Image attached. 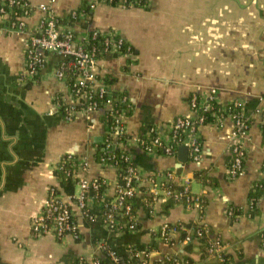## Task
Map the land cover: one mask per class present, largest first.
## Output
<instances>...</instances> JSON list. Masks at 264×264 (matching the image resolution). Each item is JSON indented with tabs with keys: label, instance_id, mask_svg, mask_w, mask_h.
<instances>
[{
	"label": "crops",
	"instance_id": "obj_1",
	"mask_svg": "<svg viewBox=\"0 0 264 264\" xmlns=\"http://www.w3.org/2000/svg\"><path fill=\"white\" fill-rule=\"evenodd\" d=\"M33 6L27 18L35 26L44 12H51L72 24L79 40L94 30L116 32L133 45V55L116 50L103 52L96 70L112 91L125 92L132 109L123 117L128 139L126 148L141 176L140 191L133 200L136 228L111 230L103 220L102 202L116 192L118 168L103 164L98 144L107 135L101 109L76 111L73 118L59 111L56 96L65 95L68 85L55 74L60 55L50 52L47 64L35 78L23 77L26 68L27 31H9L0 25V264H75L79 257H101L114 264L104 245L114 247L122 257L141 264H165L169 254H184L180 232L161 234L164 224L207 223L210 237L225 243L232 264H264V196L259 212H247L249 191L262 176L264 165V0H147L130 6L107 0H29ZM92 2L95 5L92 6ZM77 10L74 19L71 11ZM216 90L223 104L242 102L251 119L246 139L245 170L234 175L229 169L230 137L234 121L230 115L198 126L195 134L203 158L179 165L175 154L150 152L140 143L152 127L163 126L177 115L196 116L190 103L194 93ZM87 161L79 174L108 180L101 200L94 205L97 219L80 218V237L68 233L34 235L31 222L44 206L51 185L77 206L60 186L56 168L65 154ZM172 170L176 181L191 179L194 192L207 199L204 208L182 201L168 206L155 197L150 176ZM75 185L73 193L78 194ZM231 205L244 211L231 215ZM191 264H223L216 254L202 255L200 242L188 251Z\"/></svg>",
	"mask_w": 264,
	"mask_h": 264
},
{
	"label": "built area",
	"instance_id": "obj_2",
	"mask_svg": "<svg viewBox=\"0 0 264 264\" xmlns=\"http://www.w3.org/2000/svg\"><path fill=\"white\" fill-rule=\"evenodd\" d=\"M107 1L113 3V0ZM127 1L120 0L119 3L127 5ZM133 4L138 3L136 0H130L127 6ZM93 5H95L94 2H92ZM39 8L44 12V15L35 26L30 28L27 18L32 14L33 6L29 0H0V25L5 26L9 31L21 30L28 32L25 44L26 68L23 77L32 79L39 76L47 64L50 52L60 55V62L55 67V74L67 83L68 92L65 95L58 94L56 102L64 117L73 118L79 109H104V107L110 105L104 113L112 110L115 123L107 125L108 138L105 145L107 153L102 154L99 161L103 164L111 163L115 165L119 170V178L116 182V192L113 198L109 201H101L102 216L111 230H123L125 226L127 229H134L137 225V214L134 211L133 200L140 191L141 176L126 148L128 133L123 117L127 110L125 106H119V101L122 103L128 96H114L107 79L102 77L95 68L98 51L116 50L123 54L133 55L132 46L128 44L127 51H123L122 46L126 41L123 36L116 32L104 33L99 30H94L87 37L79 40L72 24L63 21L62 17L54 15L49 4L41 2ZM71 15L76 19L78 11H71ZM99 34H103L104 38L100 39L97 44L89 46L87 42L97 38ZM69 78H72L71 83ZM215 102H219L215 89L205 94L194 93L190 97V103L196 116L181 114L177 115L170 123L163 126H154L148 136L140 137V143L150 152L160 150L167 154H175L179 145L187 144L191 150L192 160L201 161L203 158L202 145L195 134L198 126L208 121L221 120L226 115H230L234 121V128L230 137L232 157L229 169L234 175L243 173L247 153L245 143L251 119L244 114L240 100L231 102V104L240 106V108L228 113H224L222 108L218 109L220 113L215 111ZM211 113L216 115L214 116L216 119L211 120L208 118ZM114 147L122 148L125 152L117 155L111 152ZM68 156L74 159L72 169L69 172H71L76 185L80 189L78 194H69L72 196L77 208L64 199L57 185H51L43 209L33 216L31 228L34 235L52 233L62 238L68 233H73L76 237H80V218L90 222L97 219L94 205L90 201V197H93L89 196L90 188L99 189L102 183L108 184V180L101 176L89 178L79 174V171L86 169L87 161L82 157H77L76 154L71 153ZM121 161H124V164L120 166ZM262 174L264 175V165ZM150 179L153 182L150 192L155 197L172 198L200 210L204 208L205 194L204 192L197 193L193 191L190 178L186 177L181 184H178L176 174L174 171L169 170L161 174H153ZM181 229L188 230V233L181 238L184 243L200 241L201 236L206 234L210 236L211 234V230L205 224L195 228L187 227L184 224L178 226L167 223L162 226L161 234L170 238L171 232H180ZM211 239L210 252L224 259L222 254L225 252V243L220 237ZM104 251L114 264H124L121 262L122 256L114 247L105 244ZM181 257L180 254H169L166 257V263L169 264L170 261H174L175 264H184ZM77 261L81 264H101V257L89 259L81 256ZM140 261L141 264H149L147 255H143Z\"/></svg>",
	"mask_w": 264,
	"mask_h": 264
},
{
	"label": "trees",
	"instance_id": "obj_3",
	"mask_svg": "<svg viewBox=\"0 0 264 264\" xmlns=\"http://www.w3.org/2000/svg\"><path fill=\"white\" fill-rule=\"evenodd\" d=\"M120 0H113V3L117 4L119 3ZM136 2L140 5H145L147 0H136ZM130 3V0L127 1V5H129ZM63 21L66 22V20L63 18ZM104 38V35L103 34H99V36L95 39H91L87 42V44L90 46V45H93V44H97V42ZM130 44L127 40L125 41V44L122 46V50L123 51H127V45ZM132 49L134 50V47L133 45H131ZM103 52L102 51H98V56L101 55ZM107 81H113L115 78L114 76H107L106 77ZM69 82L71 83L72 82V78H69ZM114 96H124V95H127L125 92H121V91H112ZM131 104V106H130ZM215 111L219 112L220 113V108H222V111L224 113H228V112H232L234 110H238L240 108V106H236L234 104H231V103H228V104H223V103H220V102H215ZM119 106H125L126 107V110H127V113L130 112V110L132 109V103L131 101L129 100V98H127L125 101H123L121 103V101H119ZM216 116L214 113H211L208 115V118L209 119H216ZM103 119L105 120V122L107 123V125H110V124H113L115 123V119L112 115V110H109L107 111L104 116H103ZM263 130H264V123H263ZM107 138H108V135H106L103 140L101 142H99L98 144V157H100L102 154H104L105 152L107 153V151H105V145H106V141H107ZM113 153L117 154V155H121L123 152H125L122 148H119V147H114L112 149ZM69 154H65L62 156L61 160L59 161L58 165H57V168H56V173L58 174V177L60 179V186L61 188L69 193V194H72L75 190V185H76V181L74 180L71 172H69L70 169H72V166H73V162H74V159H72V157H69L68 156ZM124 164V161H121L120 162V166ZM102 180V179H101ZM120 181H121V178H120ZM107 186V184L105 183H102L100 188L99 189H94L93 187L90 188V192H89V196H93L92 198H95L96 199V202L99 201L101 199V194H102V191L104 190V188ZM264 196V175L260 176L254 183V185L252 186V188L250 189L249 191V207H248V210L246 213H248L249 215L251 216H254L255 214H258L259 212V200ZM205 203L207 202V199L205 197ZM166 202H168V206L172 205L174 202H177L176 200L170 198V199H167ZM230 209H232V212H231V215L233 217H236L238 216L239 214H242L243 213V209L240 207V206H235V205H231L230 206ZM85 222L89 223L90 221L89 220H85ZM184 224L185 226L187 227H198V226H204L207 225L209 227L210 230H212V226H210L209 224L207 223H203V224H199V223H196V222H188V223H185V222H179L175 225H182ZM188 233V230L187 229H181L180 230V237L183 238L186 234ZM200 248H201V252H202V255H208V254H212V252H210V247H211V242H212V239L210 236H208L207 234L206 235H203L200 237ZM194 246V242H190V243H187L185 245V253L182 254V257H181V260L184 261V264H191L194 259L191 255H189L188 251H191L192 248ZM223 258L222 259V263L223 264H232L231 260H230V255L229 253H227L226 251L223 252L222 254ZM140 261V260H139ZM186 261V262H185ZM121 262H123L124 264H136L134 262H132L130 259L126 258V257H121ZM75 264H81L79 263V261H76ZM101 264H109L107 263L105 260H103L101 258ZM168 264V262L166 263ZM169 264H175L174 261H170Z\"/></svg>",
	"mask_w": 264,
	"mask_h": 264
},
{
	"label": "water",
	"instance_id": "obj_4",
	"mask_svg": "<svg viewBox=\"0 0 264 264\" xmlns=\"http://www.w3.org/2000/svg\"><path fill=\"white\" fill-rule=\"evenodd\" d=\"M188 153H189V147L187 145H181L179 147V160L181 165L183 162H185L188 159Z\"/></svg>",
	"mask_w": 264,
	"mask_h": 264
}]
</instances>
